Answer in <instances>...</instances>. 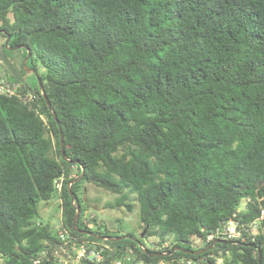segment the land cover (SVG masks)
Masks as SVG:
<instances>
[{"label":"trees","instance_id":"obj_1","mask_svg":"<svg viewBox=\"0 0 264 264\" xmlns=\"http://www.w3.org/2000/svg\"><path fill=\"white\" fill-rule=\"evenodd\" d=\"M0 36L28 46L50 104L27 51L20 71L0 52L18 85L0 93V264H72L81 246L96 256L76 264H259L257 247L264 264V0H0ZM89 185L133 200L137 235L87 213ZM122 235L138 242L98 237Z\"/></svg>","mask_w":264,"mask_h":264},{"label":"rangeland","instance_id":"obj_2","mask_svg":"<svg viewBox=\"0 0 264 264\" xmlns=\"http://www.w3.org/2000/svg\"><path fill=\"white\" fill-rule=\"evenodd\" d=\"M3 42L4 38L0 36V52L5 54V58L13 70L20 71L19 63L22 52L19 51L20 49L9 50L6 47L2 48L1 44ZM24 76L32 83L36 82V77L32 73L25 72ZM86 194L88 201L83 203L87 207V213H89L90 216L96 215L98 220L104 222V224H106L112 231H116L118 227L123 226L126 231H136L135 234H138L140 219L137 205L133 200L130 199V203H132L133 206L131 207V210L128 211L125 206H122L121 208L115 206V201L117 199V195L115 194L108 193L92 185L87 187ZM58 204L56 198L49 200L46 204L41 202L37 220L49 222L51 226L57 224L61 214ZM155 239V237L152 238V240ZM64 263L66 264L67 261L64 260ZM72 264H76V261H72Z\"/></svg>","mask_w":264,"mask_h":264},{"label":"water","instance_id":"obj_3","mask_svg":"<svg viewBox=\"0 0 264 264\" xmlns=\"http://www.w3.org/2000/svg\"><path fill=\"white\" fill-rule=\"evenodd\" d=\"M9 38L10 37L7 36V38H6L5 42H4L5 46H7L8 49L13 50V49H18V48H23V49H25L27 51L26 56L22 60L23 70L25 72L32 73L36 77L38 86L41 89L42 96H43L45 102L47 103V106H50V104H49V102L47 100V97H46V95H45V93H44V91L42 89L41 84H40L37 71L34 68H32V67H30V66H28L26 64V62H27V60H28V58L30 56V53H31L30 49L28 48V46L26 44H18V45H15V46H8ZM51 113H52L53 118H55V114L53 112H51ZM57 124H58V126L60 125L58 121H57ZM60 149H61V153H62L63 158L66 159L65 156H64V153H63V144H62V134L61 133H60ZM82 175H83V169L81 168L80 174L77 177H75L74 179H72L71 181L68 182L67 186H68L69 193H71L70 185L72 183H74L77 179H79ZM74 199H75V196H72V200H74ZM79 211H80V208L77 205L76 208H75V214H74V217H73L72 225H73V227H74V229L76 231L81 232V233H85L87 231L80 230L79 228L76 227V221H77V218H78V215H79ZM88 232H90V231H88ZM143 234H144V231L140 234V236L142 237ZM98 237L101 240H119V239L125 237V238L133 239V240L138 242V239H136L134 237H131V236H128V235H122V236H117V237H111V236H98ZM215 241L216 240H212L210 245H208L207 247H205L203 249L197 250V251H190V250L182 249L179 246H175V247H173L171 250H169L167 252H161V253H156V254L150 253L147 249H143V251L146 252V253H149L151 256L160 255V254L161 255H170V254H172L175 251H180V252H183V253H193V254L197 255V254H200V253L206 251L207 249H209L214 244ZM139 245H141V244L139 243ZM260 256H261L260 249H259V247H257V258H258L259 264H260ZM173 264H180V263L177 262V261H174Z\"/></svg>","mask_w":264,"mask_h":264},{"label":"built area","instance_id":"obj_4","mask_svg":"<svg viewBox=\"0 0 264 264\" xmlns=\"http://www.w3.org/2000/svg\"><path fill=\"white\" fill-rule=\"evenodd\" d=\"M17 84H10L6 81V79L4 77H1L0 74V93L1 94H5V95H14L16 94V90H17ZM19 96V95H18ZM22 98L23 101H28L30 99H32V94L31 93H25L22 96H20ZM57 187H59V185H57ZM225 232H227L228 236H238V233L233 225L232 222H229L226 227L224 228ZM212 236H208V239H210ZM90 258H94L96 255H94L93 253L89 252L87 253L85 248L83 246H81L78 250H77V254L75 256V259L72 261H77L80 257H84L85 255H87ZM55 255H57V253L55 252ZM128 259V258H126ZM39 260L36 261V263H38ZM181 263L182 264H197L196 262H194L191 259H181ZM218 263L222 264L221 259H218ZM115 264H121V261H116ZM137 264H143L142 261H139ZM157 264H163V263H157Z\"/></svg>","mask_w":264,"mask_h":264}]
</instances>
